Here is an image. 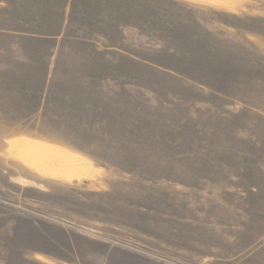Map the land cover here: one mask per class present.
<instances>
[{
  "label": "rangeland",
  "instance_id": "1",
  "mask_svg": "<svg viewBox=\"0 0 264 264\" xmlns=\"http://www.w3.org/2000/svg\"><path fill=\"white\" fill-rule=\"evenodd\" d=\"M0 264H264V0H0Z\"/></svg>",
  "mask_w": 264,
  "mask_h": 264
},
{
  "label": "bare ground",
  "instance_id": "2",
  "mask_svg": "<svg viewBox=\"0 0 264 264\" xmlns=\"http://www.w3.org/2000/svg\"><path fill=\"white\" fill-rule=\"evenodd\" d=\"M206 1H213V2H216V0H206ZM25 148V147H24ZM32 150V149H31ZM37 151V150H36ZM75 154V153H74ZM71 157V156H70ZM77 157H79V155L77 156ZM84 161H85V159H84ZM79 162V161H78ZM55 163V162H54ZM78 167V166H77ZM91 168V167H90ZM84 170V169H83ZM84 172V171H83ZM88 172V171H87ZM74 175V174H73ZM84 178H86V177H84Z\"/></svg>",
  "mask_w": 264,
  "mask_h": 264
}]
</instances>
